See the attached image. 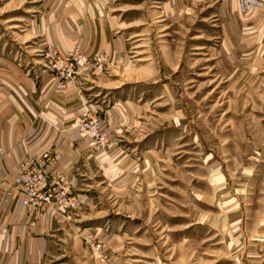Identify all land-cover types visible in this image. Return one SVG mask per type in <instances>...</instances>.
Segmentation results:
<instances>
[{
  "label": "rangeland",
  "instance_id": "rangeland-1",
  "mask_svg": "<svg viewBox=\"0 0 264 264\" xmlns=\"http://www.w3.org/2000/svg\"><path fill=\"white\" fill-rule=\"evenodd\" d=\"M4 123L40 149L1 207L55 131L79 159L47 264H264V0H0Z\"/></svg>",
  "mask_w": 264,
  "mask_h": 264
},
{
  "label": "crops",
  "instance_id": "crops-1",
  "mask_svg": "<svg viewBox=\"0 0 264 264\" xmlns=\"http://www.w3.org/2000/svg\"><path fill=\"white\" fill-rule=\"evenodd\" d=\"M63 122L59 124L60 129ZM20 127H8L4 123L0 130L1 151L0 160L3 166L11 167L15 161L27 160L26 153L40 149L35 143L21 145L19 138L23 135ZM30 135L31 130L27 131ZM65 132L53 133L46 146L54 151V161L51 163L52 174L66 173L72 177L74 187L78 186L79 176L74 173V167L79 159L71 144L65 143ZM45 146V145H44ZM42 148V147H41ZM26 152V153H25ZM10 169V168H9ZM60 216V217H59ZM64 218L53 208L29 209L21 206L15 196L13 205L0 206V264H47L45 251L46 239L51 236L58 220ZM14 247V256H7Z\"/></svg>",
  "mask_w": 264,
  "mask_h": 264
},
{
  "label": "built area",
  "instance_id": "built-area-1",
  "mask_svg": "<svg viewBox=\"0 0 264 264\" xmlns=\"http://www.w3.org/2000/svg\"><path fill=\"white\" fill-rule=\"evenodd\" d=\"M96 119L91 117V123ZM47 153L38 155L33 163L18 173L13 181L19 205L29 209H43L46 207L69 208L77 204V196L69 191V180L60 174H47L51 165ZM13 193L7 191L4 200H8Z\"/></svg>",
  "mask_w": 264,
  "mask_h": 264
}]
</instances>
